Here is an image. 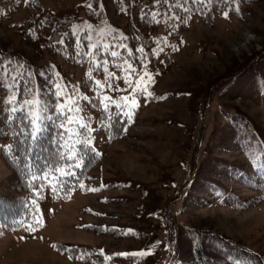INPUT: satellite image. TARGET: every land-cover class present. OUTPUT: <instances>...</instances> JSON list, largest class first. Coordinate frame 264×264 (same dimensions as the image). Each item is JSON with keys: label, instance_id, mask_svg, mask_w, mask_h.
Here are the masks:
<instances>
[{"label": "rangeland", "instance_id": "374dc122", "mask_svg": "<svg viewBox=\"0 0 264 264\" xmlns=\"http://www.w3.org/2000/svg\"><path fill=\"white\" fill-rule=\"evenodd\" d=\"M20 1L0 0V55H20L37 66L53 59L69 74L81 73L51 53L40 57L18 35L17 25L34 10ZM37 1L59 10L82 0ZM108 9L112 21L120 23ZM182 36L181 51L154 88L158 100L148 99L140 88V98L147 101L139 102L135 123L125 135L105 141L93 131L91 141L101 156L84 185L65 199L45 192L37 202L38 228L0 229V264H101L69 258L54 249L55 243L86 247L99 259L131 256L124 263L134 264V254L147 240L153 235L164 239L158 215L170 218L175 237H185V228L214 232L264 255V199L255 196L251 184L225 171L243 158L228 118L244 116L264 136V79L247 74L257 70L264 75V0H252L238 14L216 15L211 25L192 19ZM243 67L244 76L239 74ZM253 170L248 164L247 171ZM9 175L0 158L5 199L14 192ZM207 176L242 208L219 202L215 192H203ZM189 191L195 198L186 202ZM165 255L158 250L152 264H163Z\"/></svg>", "mask_w": 264, "mask_h": 264}, {"label": "trees", "instance_id": "16d2710c", "mask_svg": "<svg viewBox=\"0 0 264 264\" xmlns=\"http://www.w3.org/2000/svg\"><path fill=\"white\" fill-rule=\"evenodd\" d=\"M4 1L6 0H2ZM9 1L13 5L17 3V0ZM21 1L23 6H31L34 10H29L30 15L17 25L18 35L40 57L44 53H51L68 66L80 69L81 73L69 74L59 61L53 59H44V63L37 66L20 55H0V65L13 62L5 71L15 69L17 73L21 70L26 73L15 88L10 87L11 80L5 79L0 73V158L9 170L14 188V192L10 197L6 196V199L0 193V229L5 230L38 226L40 215L37 202L45 192L53 198L65 199L84 185L90 170L101 156L91 141L93 131H99L105 141L120 138L134 125L140 108L139 102H146L147 98L158 100L160 95L154 92V88L170 71L174 57L184 45L182 31L187 29L192 19L198 18L211 25L216 15L238 14V8L247 6L252 0H210L207 4L192 0L187 3L184 0H170L173 5L171 9L165 0H160V3H156V0H82L72 7L59 10L43 8L37 0ZM182 3L183 7H180ZM108 7L114 10L113 17L121 19L120 23L112 21ZM109 45L117 46L115 50L122 53L121 58L114 61L115 66L110 55L113 49ZM96 46H102L103 54L101 48ZM141 47L143 52L137 51ZM129 52L132 53L131 56ZM97 60L101 63L109 62L106 67L114 74L113 78L106 80L104 69L96 67ZM122 60H127L128 63H122ZM21 64L23 69L20 68ZM128 64L141 72V65L147 66L149 76L137 80L135 88H129L125 84L129 77L122 69H128ZM241 69L239 74L244 76L247 67ZM250 73L264 79V75L257 70L247 74ZM236 76L233 75L231 79ZM212 83L216 84V81ZM25 85L28 86L27 90ZM117 88L118 91L113 90ZM140 88L144 94H148L147 98H140ZM57 92H60L59 97ZM130 93L134 95L136 106L129 104L125 108L128 115L118 118L124 122L109 128L108 117L111 115L113 119H117L116 108L112 107L109 112H105L100 99L107 96L114 103H121V97H128ZM83 97L87 99H82ZM29 102L33 105L31 112L28 111ZM37 104L46 106L44 115H50L51 118L43 120L40 138L32 143L19 133L21 129L32 130L26 117L36 119L41 115L36 108ZM74 104L79 106V110ZM16 106L22 107L24 111L13 113L12 108ZM57 107L64 113L59 119L56 118ZM65 116L73 122L71 125L65 122ZM233 116H237L235 120H227L230 130L235 132L233 141L240 145L243 158L239 159V165L225 171L231 173L234 180L251 184L255 196L264 199V168L259 167L264 163V136L248 118L239 114ZM62 122H65L68 133L73 134L71 141L59 126ZM85 123L88 128H81L80 125ZM77 140L90 142L91 148L85 147L88 153L85 166L76 169L79 181L74 182V190L66 193L57 183L58 179H67L63 175L65 162L59 160L57 155V143L64 145L67 150ZM248 164L253 165V173L247 171ZM57 167L60 170L54 172ZM206 179L211 178L207 176ZM204 184L207 188L203 192H215L219 202L229 204L233 201V206L242 208L241 204L229 198L233 197L232 194L218 187L221 186L219 183L210 180ZM50 186L56 188L55 193ZM197 194L196 198L199 196ZM194 195L193 191H189L186 202L193 200ZM157 220V228L164 231V239L160 242L153 235L152 240H147L137 250L139 254H134V264H140L142 260L146 264H152L155 261L153 255L155 253L157 257L158 250L166 251L163 264H264L263 254L240 242L214 232L186 228L185 237H175L169 217L158 215ZM54 249L69 258L76 256L75 258L82 260L89 259L92 263L100 261L101 264H120L131 257L106 254L105 259L94 258V252L86 247H70L62 243H55ZM130 263L133 264L132 261Z\"/></svg>", "mask_w": 264, "mask_h": 264}, {"label": "snow or ice", "instance_id": "6c2138e0", "mask_svg": "<svg viewBox=\"0 0 264 264\" xmlns=\"http://www.w3.org/2000/svg\"><path fill=\"white\" fill-rule=\"evenodd\" d=\"M165 2L169 3V8L171 9V7L173 5H171L170 0H165ZM187 2H188V0H184V3H187ZM192 2H200L203 4H207L210 2V0H192ZM156 3H160V0H156ZM89 7H91V5H89ZM180 7H183V3L180 5ZM96 47L101 48V54H103L102 46H96ZM109 47L113 49L111 51L110 55L113 58V64H114V61L117 58H121L122 53L117 52L115 50V47H117L115 45H109ZM137 51L143 52V48L141 47ZM129 55L131 56L132 53L129 52ZM12 63H13L12 61H9L8 65H0V73L3 74V77L5 79H10L11 80L10 87L15 88V86H17L25 78L26 73L23 70H21L19 73H17L15 69L5 71V68H8ZM107 63H109V62L105 61L104 63H101L99 60H97L96 67L97 68H103L106 80H110L111 78H113L114 74L107 70V67H106ZM122 63H128V61L122 60ZM114 66H115V64H114ZM146 67H147L146 65L142 64L141 68L143 69V72H141V71H138L137 69L133 68L131 64H128V69H122V71H124L125 74L129 77V79L125 80V84L128 85L129 88H135L137 86L136 85L137 80H143L144 77L149 76V73H147V71H146ZM20 68L23 69L22 64L20 65ZM120 78H122V77H120ZM109 87H111L110 84H109ZM25 88L27 90L28 86L25 85ZM97 88H99V84H97ZM113 90L118 91L119 89L117 88V89H113ZM125 91H127V89H125ZM56 95L59 97L60 92H57ZM97 98L99 99V97H97ZM82 99H87V98L83 97ZM105 101H108V103H105ZM121 101H122L121 103H114L112 101V98L107 97V96H104L102 99H100V103L103 105V110L105 112H109L112 107L116 108L115 115H116L117 119H113V117L111 115H109V117H108V119L110 121L109 128L114 127L117 123H123L124 122V121H120L118 118L121 115H125V116L128 115V113L125 112V108L129 104H131L133 107L136 106L134 95L132 93H130L128 97H121ZM45 107L46 106H43L40 104L36 105V108L41 113V115L38 118L31 119V118L26 117L27 122L32 126V130L29 131L28 129H21V132L19 133L21 135H25L26 141L30 140V141H32V143H35L36 141L39 140L40 132L43 131V127H42L43 120L51 118L50 115H44ZM74 107L77 110H79L78 105L74 104ZM32 110H33V105L29 102L28 103V111L31 112ZM17 111L23 112L24 109L22 107H19V106L12 108L13 113H16ZM61 115H64V113L62 112V110L59 107H57L56 118L59 119ZM64 119L68 125H71L73 123L70 119H68L67 116H65ZM65 122H62L59 126H60V128L65 130V133L68 134L69 141H71L73 138V134L68 133L67 128H65ZM80 127L81 128H88V124L87 123L81 124ZM89 131H91V129H89ZM85 147L91 148L90 142H84L81 140H77L74 144H70L69 147L67 148V150H65L64 145L57 143V149H58L57 155H58L59 160L65 162L63 175H64V177L67 178L64 181H61L58 179L57 183L63 188V190L66 193L74 190V188H75L74 182L79 181V175L77 174L76 169H82L85 166L84 162H85V159L87 158V155H88L87 151H85ZM96 155L98 156L99 153H96ZM259 167L264 168V163H261L259 165ZM59 170H60L59 167H57L53 171L55 172V171H59ZM50 187H52V186H50ZM52 191L55 193L56 188L52 187Z\"/></svg>", "mask_w": 264, "mask_h": 264}]
</instances>
